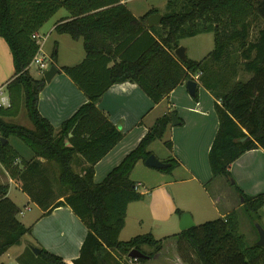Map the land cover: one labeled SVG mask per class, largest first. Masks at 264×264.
I'll return each mask as SVG.
<instances>
[{
	"label": "trees",
	"instance_id": "1",
	"mask_svg": "<svg viewBox=\"0 0 264 264\" xmlns=\"http://www.w3.org/2000/svg\"><path fill=\"white\" fill-rule=\"evenodd\" d=\"M164 7L159 25L147 28V18L158 14L157 10L135 18L120 0H0V37L13 66L12 79L5 86L10 108L0 109V138L5 140L0 144V166L12 181L22 183L21 192L43 211L41 217L66 206L87 229L79 257L72 263L39 248L42 264H122L121 257L128 260L132 250L143 255L133 263L148 264L169 238L175 239L184 264H264V249L247 245L238 234L236 211L167 238L156 240L145 234L126 242L118 240L127 206L143 198L130 180L131 173L152 154L148 147L162 141L174 112L158 118L102 182H93L94 166L124 137L97 108L104 93L113 85L130 83L157 105L198 75L197 83L214 99L218 120L208 151L211 176L226 179L242 200V211L254 222L264 207V194L245 195L229 172L230 165L244 154L264 153V0H168ZM61 9L67 17L54 23V32L81 41L85 55L79 64L63 67L60 73L87 102L55 129L38 112V95L45 82L33 79L28 69L39 52L32 36ZM255 21L263 27L255 41L249 42ZM204 34H211L214 44L206 57L198 62L176 59L174 51L180 41ZM234 50L239 52L238 65L245 80L229 84L228 79L217 77V68L231 60ZM56 55L54 48L50 66ZM235 63L221 74L234 75ZM192 98L197 100V86ZM20 107L32 129L4 121L3 117L16 116ZM10 137L31 152V159H21L9 146ZM163 145L172 150L170 142ZM164 163L169 165L161 170L164 173L176 166L171 159ZM74 166L81 167L79 173ZM8 190V185L0 184V258L20 245L32 228L18 221L20 212L8 198ZM143 247L152 251L146 254Z\"/></svg>",
	"mask_w": 264,
	"mask_h": 264
},
{
	"label": "crops",
	"instance_id": "2",
	"mask_svg": "<svg viewBox=\"0 0 264 264\" xmlns=\"http://www.w3.org/2000/svg\"><path fill=\"white\" fill-rule=\"evenodd\" d=\"M167 1L164 3L166 4ZM127 9L135 18L143 16L150 10L139 12L134 8ZM66 17L64 15L62 18ZM53 25L48 29L46 38L54 33ZM36 34L41 38L40 31ZM206 35L211 34L200 36ZM56 37L58 38L54 42V48L57 55L54 66L58 73L49 84H45L39 93L37 105L39 114L55 129L87 102L85 96L69 78L60 73L61 68L75 66L84 59L85 54L81 41H72L67 35H57ZM185 40L180 41L181 47L184 46ZM43 42L45 41L40 42V39L38 40L40 45H43ZM185 49L186 58L198 61L189 55L187 47ZM61 57L66 63L63 62L58 65L57 61ZM30 68L31 66L28 71ZM12 76L11 54L6 43L0 37V87H5ZM38 77L42 79L43 75L38 72ZM97 108L106 115L109 122L124 137L94 166V184L102 182L124 157L135 149L147 130L158 118L174 112L178 122H182V125L176 127L169 125L163 137L166 139L163 143L170 142L172 145V150L169 151L166 148V154L162 156L164 162L170 159L175 162L176 166L171 173L151 174L141 170L140 167L142 166L140 165L143 164L140 163L136 164L131 173L130 180L135 183L136 192L143 195V198L136 204L130 203L126 208V213L129 207L141 205L139 206L141 208L137 209H141L142 214L134 220V223L139 227L146 228L144 229L145 233H141L142 235L151 234L154 239L158 240L179 234L178 222L182 213L190 214L195 226H197L210 218H224L241 207L233 189L231 191V188H225L226 179H213L210 173L208 151L218 129V120L214 112V99L201 85L197 83L196 101L188 94L184 83L173 90L167 99L154 105L136 85L130 83L116 84L111 86L98 100ZM6 122L14 123L13 121ZM20 126L28 128L26 125ZM149 151L152 153L151 150ZM80 168V166L73 167L76 173L80 172ZM136 172H141L144 178H155V183L147 184L143 178L135 180L132 177ZM229 172L235 185L245 195L254 197L264 194V153L261 150L244 154L230 165ZM15 182L7 176L0 166V184H6L9 188L14 185L17 190L21 191ZM141 184L146 186L144 191L139 190ZM7 196L10 197L9 190ZM26 198L30 200L28 197ZM13 200L18 203L16 199ZM31 203L34 210L25 207L24 212L19 213L20 217L23 215L26 217V215L34 212L29 216L27 222L22 223L24 226H32L30 234L22 238L20 245L8 249L0 258V264H9L5 262V257H8V260L11 257L12 263L10 264H42L37 256L28 249V245L41 248L68 263H72L79 257L81 245L87 234L86 227L69 207H59L52 210L49 215L41 217L43 211L33 202ZM177 211L181 214L178 215ZM125 229L126 222L124 220V226L118 239L125 232ZM134 234L136 236L137 233ZM176 248L175 239L169 238L157 258L148 264H184L181 262Z\"/></svg>",
	"mask_w": 264,
	"mask_h": 264
},
{
	"label": "rangeland",
	"instance_id": "3",
	"mask_svg": "<svg viewBox=\"0 0 264 264\" xmlns=\"http://www.w3.org/2000/svg\"><path fill=\"white\" fill-rule=\"evenodd\" d=\"M164 1L166 0H129L125 5L127 8H134L139 12H145L151 8H154L157 10L158 14L161 16L165 13V7H164ZM64 15L67 16V12L64 9L59 10V12H57L52 18H50L39 30L40 31V42H43V45L41 47V50L43 52V54L50 59V55L51 52L54 49V42L57 40L58 37H56V33H51V35L46 38V33H48V29L56 22L58 21L60 18H62ZM263 27V24L260 23L259 21H255L253 23V25L250 28V32H249V38L248 41L249 42H254L257 36V32L259 29H261ZM47 39V40H46ZM184 48H188L189 50V55L193 56L194 58H196L198 61H201L204 57H206L208 55L209 52L212 51L213 48V42H212V36L211 35H206V36H198L196 38H191V39H186L184 42ZM80 47V45H79ZM235 48V46H234ZM62 52V49H61ZM236 53H232L231 55V60H228L225 64H223L224 66L220 69L217 68V77L219 79H224L227 80L228 79V83H234L235 81H243L245 80V75L243 73V71L241 70L240 66L238 65L239 62V58H238V51H235ZM234 54V55H233ZM63 57V56H62ZM61 57V59L59 61H57V64L59 65L60 63H63L64 60ZM200 59V60H199ZM197 61V62H198ZM235 63V74L234 75H222L221 73L223 72L224 69H228V65ZM241 62V61H240ZM66 63V62H64ZM49 66H50V61H49ZM210 66V64H208V67ZM215 71V70H214ZM221 74V75H220ZM29 75L33 78V79H39L40 80V76L38 77V72L35 69L34 66H31L30 71H29ZM248 77V76H246ZM228 90H224L223 92H227ZM3 119L5 121H13L14 123H18L20 125H26L28 126L27 129H32V125L30 124V122L27 120L26 115L24 110L22 109V107H20L18 113L16 114V116L14 117H3ZM17 124V125H18ZM163 141H166V139H163L162 141H156L154 143H152L151 146L148 147L149 150L152 151V155H154L155 158H157L160 162H163L165 160H163L162 156H164L166 154V147L163 145ZM8 144L9 146H11L13 149H15L17 151V153L20 155L21 159L24 160H29L32 157L31 152L17 139H15L14 137H10L8 140ZM143 164V163H140ZM144 165V164H143ZM143 165H140L142 167L141 170L151 173V174H168V173H164L155 169H150L147 168ZM160 172V173H158ZM135 180L139 179V178H143L144 182L146 181L147 184H153L155 183L156 179H151V178H144V176L142 175L141 172H136V174L134 175ZM146 179V180H145ZM233 181V180H232ZM234 182V181H233ZM17 183V186L19 188L22 187V183L21 182H15ZM142 186H140L139 190L140 191H144V188L146 186H144L143 184H141ZM225 188L230 189L232 191V187H230V185L227 183V185H225ZM147 189V188H146ZM9 192H10V197L9 199L14 203V205L16 206V208L19 210V212H24V208H31L32 210H34V207L32 205V203L30 202V200H28L26 197V195L24 193H22L21 191L17 190V188L14 187V185L10 186L9 188ZM25 196V197H24ZM55 196H58L57 191H55ZM26 198V199H25ZM56 198V197H55ZM13 199H16L18 201L15 202ZM241 201V200H239ZM135 204L138 202H134ZM131 203V204H134ZM130 205V204H129ZM138 206V207H135ZM141 206L140 204L134 205V207H129L127 213H126V217H125V222H126V229L125 232L120 236V238L118 239L121 242H126L128 240H130L131 238L135 237L134 233H137V235H142L141 233H145L144 232V227H139L138 225H135L134 220L136 218H138L142 213L141 209H137V208H141L139 207ZM237 213V219H238V234L240 236L243 237L245 243L247 245H253L256 244V242L258 241V233L257 230L255 228V225H259L262 230L264 231V207L260 210L259 212V218L252 220L250 217H248L241 209V207L236 211ZM27 214V213H26ZM33 213L26 215H23L22 217H20V215L18 214V221L20 223H25L28 221L29 216H31ZM215 218H210L207 221H212ZM141 229V230H140ZM143 252L144 253H149L150 251H152L150 248L148 247H143ZM38 258V257H37ZM116 259V257H114ZM7 263H12V260L10 261L11 257H5L4 258ZM119 260V259H118ZM121 262H123L124 264H135L132 263L131 259L126 257H121Z\"/></svg>",
	"mask_w": 264,
	"mask_h": 264
},
{
	"label": "water",
	"instance_id": "4",
	"mask_svg": "<svg viewBox=\"0 0 264 264\" xmlns=\"http://www.w3.org/2000/svg\"><path fill=\"white\" fill-rule=\"evenodd\" d=\"M160 21H161V16L159 14L151 15L146 20V26H147V28L156 27L159 25ZM174 56L176 57V59H178L180 61L186 60V49L179 46L174 51ZM57 73H58V70L56 69V67L53 65L50 66L49 69L44 73L43 78H42L43 81L45 82V84H49L51 82V80L57 75ZM196 86H197L196 82L189 81V82L185 83V88L191 97L194 96V91L196 89ZM178 124H179L178 119L176 118L175 115H172L170 125L172 127H176V126H178ZM0 144L4 145L5 140L0 139ZM143 164L147 168L155 169L158 171L164 170L169 166L166 163L160 162L152 154L146 158V160L143 162ZM240 202H242V200ZM194 227H195V224H194L190 214L182 213L179 217V222H178L179 232H184V231H187V230L192 229ZM255 228L257 230L258 237H259L258 241L256 242V246L264 249V231L262 230V228L259 225H255ZM28 248L35 256L39 255L40 251L38 248L33 247L31 245H28ZM141 257H143V255L140 252L134 251V250L130 251L128 254V258L131 260H136V259L141 258Z\"/></svg>",
	"mask_w": 264,
	"mask_h": 264
},
{
	"label": "built area",
	"instance_id": "5",
	"mask_svg": "<svg viewBox=\"0 0 264 264\" xmlns=\"http://www.w3.org/2000/svg\"><path fill=\"white\" fill-rule=\"evenodd\" d=\"M128 0H120L121 3H126ZM33 39H35L38 43V40L41 39L38 37L37 34H34L32 36ZM39 45V52L37 55L33 58L30 66H34L35 69L41 74L44 75V73L49 69V61L48 59L41 50L42 45ZM192 80L197 83L198 80V75L193 76ZM10 108V100L6 91L5 87H0V109H8Z\"/></svg>",
	"mask_w": 264,
	"mask_h": 264
}]
</instances>
